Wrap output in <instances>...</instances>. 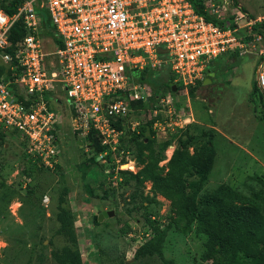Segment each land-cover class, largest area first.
<instances>
[{
  "label": "rangeland",
  "instance_id": "1",
  "mask_svg": "<svg viewBox=\"0 0 264 264\" xmlns=\"http://www.w3.org/2000/svg\"><path fill=\"white\" fill-rule=\"evenodd\" d=\"M13 1L0 0V4ZM234 2L257 22L264 20V0ZM203 3L214 19L224 26L238 28L237 34L253 55H225L212 68L216 76L209 83L196 84L186 92L183 89L171 92L166 86L152 82L149 74L159 73L161 68L147 70L143 81L138 77L137 82L144 87L142 95L147 93L153 104L158 103L161 94L169 93L174 111L182 117V122L186 118L185 125L166 127L164 132L153 129L154 134L147 130L148 139L143 145H133L140 159L135 157L137 154L134 158L128 156L134 171L129 170L131 164L127 161L121 162L122 169L136 176L148 161L150 149L157 152L163 142L171 139V145L163 152L164 159L158 163L163 177L180 142L190 138L188 150L193 154L211 139L215 157L197 202L223 185L233 190L237 204H255L264 217V110L259 92L254 89L258 87L254 76L258 57L254 54L264 50V30L258 34L253 32L252 24L246 25L249 17L245 15L234 21L242 13L231 0H203ZM255 36L262 38L257 40ZM43 49L51 51L52 44L43 42ZM260 91L264 94V90ZM66 108L63 103L60 110L65 112ZM130 116L131 122L140 125L150 118L148 109L136 105ZM59 139L58 167L53 170L38 166L17 146L18 139L17 145L12 141L0 153V264H57L52 254L66 245L58 234L56 221L61 197L63 205L73 214L83 264H213L212 260H201L208 234L196 232V222L183 226L185 220L178 227L168 229L161 255L135 257L145 242L143 212L165 225L166 216L177 218L170 200L154 189L150 180L140 178L139 182L137 176L128 185L113 187L117 189L107 185L105 166L98 163V154L89 147L88 141L72 132L67 121ZM196 179L197 176L186 178L188 182ZM96 216L101 217L97 224L94 223ZM242 243L247 245L239 257L250 262L244 255L250 249L249 243ZM216 262L222 264L223 259Z\"/></svg>",
  "mask_w": 264,
  "mask_h": 264
},
{
  "label": "built area",
  "instance_id": "2",
  "mask_svg": "<svg viewBox=\"0 0 264 264\" xmlns=\"http://www.w3.org/2000/svg\"><path fill=\"white\" fill-rule=\"evenodd\" d=\"M18 21L25 35L7 52L10 30ZM237 30L198 15L188 0H28L12 15L0 8V65L5 67L0 76V153L18 139L16 145L38 166L53 170L67 121L82 140L90 131L96 133L105 148L98 160L106 181L118 186L121 162L134 171L129 152L120 149L125 132L139 125L130 121V104L150 99L128 73L168 64L186 92L202 81L213 60L252 53ZM45 41L52 44L51 51H44ZM256 81L263 90L264 62ZM148 112L154 130L185 125L169 93L150 104ZM108 152L113 162L106 159ZM149 235L143 234V240Z\"/></svg>",
  "mask_w": 264,
  "mask_h": 264
},
{
  "label": "trees",
  "instance_id": "3",
  "mask_svg": "<svg viewBox=\"0 0 264 264\" xmlns=\"http://www.w3.org/2000/svg\"><path fill=\"white\" fill-rule=\"evenodd\" d=\"M188 1L192 4L194 11L198 15L203 16L217 26L224 27L223 22L209 15L204 7L203 0ZM231 1L239 12L249 17L250 20H254L248 15V12L244 8L236 4L234 0ZM23 2L24 0H14L10 3L0 4V8L6 14L12 15ZM261 30H264V20L253 24V32L258 34ZM24 35L25 31L22 22L18 21L10 30L8 36L10 45L6 51L12 52L16 43L22 39ZM232 54L236 55L237 52ZM160 55V57H162L163 53H160ZM152 69L154 68L145 67L143 70H132L128 74L134 83H139L137 82L138 77L139 81H143L147 74L146 71ZM208 70L213 71L210 68V64L206 68V71ZM158 72L159 73L153 72V74H149L152 82L166 86L171 92L173 91V86H175L177 90L182 89V86L178 82H175V77L168 64L163 65ZM4 73L5 67L0 65V76ZM161 78L163 80H161ZM169 83H172L173 86H170ZM196 84L202 85V81H198ZM254 89L259 92V99L264 110V94L257 86L254 87ZM190 94L193 95V92L191 91ZM164 95L165 94H161V96ZM150 104H153L150 100L149 103L137 101L131 102L130 106L132 109L135 105L139 108L150 109ZM152 123L153 120H149L144 125L139 124L136 130L131 133L126 131L124 139H121L120 149L124 152H129V156L133 158L137 154L135 157L140 159L138 150L135 152L133 145H143L144 140L148 139L147 130L154 134ZM118 126L120 125L118 124ZM142 138L143 140H141ZM86 140L89 143V147H92L95 153L99 154L105 151V148L100 146L98 136L94 131H90ZM171 143V139L166 140L161 144L157 152L150 149V154L147 156L148 161L136 176L139 178V182L141 181L140 178L150 180L154 185V189L160 191L164 197L170 200L172 210L176 213L177 218L173 219L172 216H166L164 225V222L162 223L160 221V223H158L157 220L153 219L147 212H143L142 218L143 224L146 227L145 231H149L150 235L138 248L135 257L154 253L161 255L168 229L171 227H178V223L185 220L183 226L189 225L190 222H196V232L205 231L208 234V239L205 243V251L201 255L202 261L206 262L212 260L213 264H217L216 261L222 258V264H264V217L258 213V206L245 202L237 204V202H235L236 200H234L235 193L233 190L223 185L212 193L204 196L200 202H197V195L201 191L202 185L212 169L215 157V150L211 146V139L204 144L202 150L194 151L193 154L188 150L190 138L180 142L179 147L174 151L168 163V172L162 177L160 175L158 163L164 159L163 152ZM106 159L108 162H113L111 152L107 153ZM141 161L145 163L144 159H141ZM57 167L56 165V168ZM111 167L114 166L112 165ZM119 176L122 178V182L116 186L117 188L128 185L131 179L136 178L135 175L126 171H120ZM193 176H197V179L189 182L186 180V178H192ZM107 185L112 186L108 182ZM113 187L115 186H112V188ZM188 190H190V192H188ZM64 192H66V190H64ZM63 203L64 198L61 197L59 200L58 212L56 214V221L59 224L58 234L65 239L66 245L54 251L52 256L57 264H83L77 244L78 239L74 228L73 214ZM94 223H98L97 216L94 217ZM162 224L164 226H162ZM243 232H245L246 235H244ZM243 241L249 243L250 249L244 252V255L249 257L250 262H246L245 259L239 257V253L243 251L244 247L247 245L243 244Z\"/></svg>",
  "mask_w": 264,
  "mask_h": 264
},
{
  "label": "crops",
  "instance_id": "4",
  "mask_svg": "<svg viewBox=\"0 0 264 264\" xmlns=\"http://www.w3.org/2000/svg\"><path fill=\"white\" fill-rule=\"evenodd\" d=\"M249 22H251V24H252V27H251V29H252V31H253V24L255 23V22H257L258 20L256 19V20H248ZM259 22H261V21H259ZM260 38H262L261 36H260ZM260 50H262L263 52H264V50L263 49H260ZM250 54H252V53H250ZM225 55H227V54H225ZM225 55H223L224 57H222V58H220V59H218L217 61L216 60H213L212 62H210V68L212 69L214 66H215V63H219L220 61H223L224 59H225ZM253 55V54H252ZM254 55H257V57H258V60H257V63L255 64V66H254V76H255V79H256V71H257V69H258V67H259V64L261 63V62H264V53L262 54V55H259L258 53H255ZM213 76H216V74H215V72H213V71H210V70H208V71H206L205 72V75H204V77H203V79H202V84H206V83H209L210 82V80H212V77ZM264 90V89H263ZM174 104V103H173ZM186 119V118H185ZM188 120V119H187Z\"/></svg>",
  "mask_w": 264,
  "mask_h": 264
},
{
  "label": "water",
  "instance_id": "5",
  "mask_svg": "<svg viewBox=\"0 0 264 264\" xmlns=\"http://www.w3.org/2000/svg\"><path fill=\"white\" fill-rule=\"evenodd\" d=\"M170 86H173L172 83H169ZM176 87L173 86V92L175 91ZM112 213H110L109 215H111ZM101 217L98 218V220L100 221Z\"/></svg>",
  "mask_w": 264,
  "mask_h": 264
},
{
  "label": "bare ground",
  "instance_id": "6",
  "mask_svg": "<svg viewBox=\"0 0 264 264\" xmlns=\"http://www.w3.org/2000/svg\"><path fill=\"white\" fill-rule=\"evenodd\" d=\"M124 168H127V167H124Z\"/></svg>",
  "mask_w": 264,
  "mask_h": 264
}]
</instances>
